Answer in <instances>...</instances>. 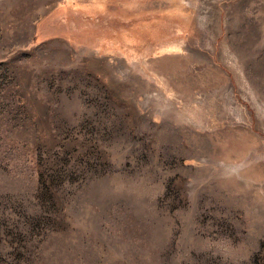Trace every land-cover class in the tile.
Listing matches in <instances>:
<instances>
[{
  "label": "rangeland",
  "instance_id": "rangeland-1",
  "mask_svg": "<svg viewBox=\"0 0 264 264\" xmlns=\"http://www.w3.org/2000/svg\"><path fill=\"white\" fill-rule=\"evenodd\" d=\"M0 264H264V0H0Z\"/></svg>",
  "mask_w": 264,
  "mask_h": 264
}]
</instances>
